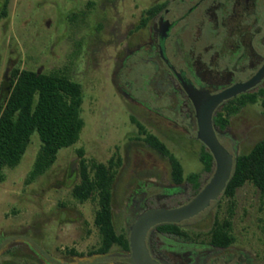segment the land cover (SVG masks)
<instances>
[{"label":"rangeland","instance_id":"obj_1","mask_svg":"<svg viewBox=\"0 0 264 264\" xmlns=\"http://www.w3.org/2000/svg\"><path fill=\"white\" fill-rule=\"evenodd\" d=\"M4 1V15L0 14V92L13 67L62 72L81 86L83 125L76 142L58 150L51 167L34 181L24 183L38 148L35 133L19 162L3 170L0 264H126L118 260L123 252L116 246L107 256L91 253L98 245L93 224L96 204L92 200L78 202L71 195V187L78 181L76 151L81 149L86 161L120 158L111 186L112 221L117 231L127 230L130 223L124 218V205L138 179L146 188L148 180L168 185L166 160L140 137L135 138L136 128L129 116L165 144L184 175L201 172L197 158L201 143L179 125L167 124L130 105L113 83L111 58L122 44L114 49L112 31L119 22L120 32L125 25L136 23L139 12L152 0H0V13ZM224 131L230 137L225 149L233 148L235 155L249 152L264 137L259 100L229 115ZM203 178L201 175L200 180ZM182 186V194L173 202L185 199L188 189ZM165 200L151 199L147 205L162 206L169 202ZM216 210L219 217L225 215L229 220L233 245L252 255L254 264H263L264 194L259 195L246 183L235 190L232 199L221 198ZM213 214L211 208L189 221L190 229L205 232Z\"/></svg>","mask_w":264,"mask_h":264},{"label":"flooded vegetation","instance_id":"obj_2","mask_svg":"<svg viewBox=\"0 0 264 264\" xmlns=\"http://www.w3.org/2000/svg\"><path fill=\"white\" fill-rule=\"evenodd\" d=\"M148 9L151 11L147 12ZM123 28L120 32L119 22L112 31L116 39L114 49L122 44L111 58L112 79L118 93L130 105L167 124L179 125L194 138L195 110L187 90L217 93L244 82L264 62V0H152L139 12L136 23ZM253 93L257 94L254 102L239 104L241 95ZM257 100L260 105L264 100V74L254 86L219 103L212 117L224 106L238 109ZM213 128L218 141L225 146L230 141L224 131L226 127ZM136 133L135 138L142 137L137 129ZM233 151L232 148L229 152ZM212 170L213 166L210 172L203 171L201 166V172L197 173L198 189L194 193L186 181L170 180L169 167L168 185L148 180L146 188L145 183L136 179L126 197L124 218L131 223L138 213L149 207L169 208L185 203L206 183ZM201 175H204L202 180ZM182 185L188 189L185 199L173 202L182 194ZM162 197L169 202L162 206L147 205L151 199ZM221 198H224L222 191L203 211L175 223L186 231V236L150 229L145 237L149 255L161 264H254V257L233 242L215 246L206 239L214 217L226 218L216 212ZM211 208L214 214L208 229L205 232L191 230L189 221ZM126 254H119L118 260Z\"/></svg>","mask_w":264,"mask_h":264},{"label":"trees","instance_id":"obj_3","mask_svg":"<svg viewBox=\"0 0 264 264\" xmlns=\"http://www.w3.org/2000/svg\"><path fill=\"white\" fill-rule=\"evenodd\" d=\"M6 1L2 4L4 15ZM152 9V8H151ZM151 9L146 10L151 11ZM0 92V182L4 179L5 168L14 167L35 133L38 148L31 166L25 175L28 184L44 174L54 163L58 150L74 144L83 122L80 116L82 89L78 82L59 71L39 72L18 67L10 68L2 81ZM257 94L241 95L239 104L254 102ZM237 108L222 107L215 111L212 124L219 130L228 124V116ZM264 116V100L261 101ZM140 140L149 148L165 157L169 167V177L174 183L186 181L191 193L198 189V174L183 175L181 165L165 144L154 134L146 131L133 117ZM78 181L71 187V195L78 202L92 200L96 204L93 224L98 233V245L92 254H105L112 246L128 253L127 230L117 231L112 221L111 186L120 163L118 156H111L105 162L86 161L83 151H76ZM198 161L202 170L210 172L213 161L207 149L201 145ZM252 185L259 195L264 194V137L254 143L246 154L235 156L231 174L222 190V197L233 198L237 188L244 184ZM231 209L228 210L230 216ZM229 220L214 217L206 239L215 246L233 242L229 234ZM154 231L186 236V231L172 223L158 224ZM72 254L73 250L69 249Z\"/></svg>","mask_w":264,"mask_h":264},{"label":"water","instance_id":"obj_4","mask_svg":"<svg viewBox=\"0 0 264 264\" xmlns=\"http://www.w3.org/2000/svg\"><path fill=\"white\" fill-rule=\"evenodd\" d=\"M264 74V62L247 80L236 83L217 93L187 90L196 120L195 138L207 149L213 161V170L206 183L185 203L174 207H149L138 213L127 227L129 251L120 260L126 264H161L152 258L145 245L146 234L154 226L164 223H179L208 207L221 193L235 161L234 152L227 151L218 141L212 126V114L222 101L254 86ZM105 254H95L102 257Z\"/></svg>","mask_w":264,"mask_h":264}]
</instances>
